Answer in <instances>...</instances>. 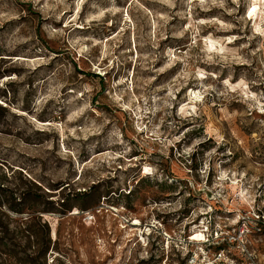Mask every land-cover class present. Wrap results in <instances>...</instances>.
<instances>
[{
    "label": "rangeland",
    "instance_id": "374dc122",
    "mask_svg": "<svg viewBox=\"0 0 264 264\" xmlns=\"http://www.w3.org/2000/svg\"><path fill=\"white\" fill-rule=\"evenodd\" d=\"M207 228L264 264V0H0V264H189Z\"/></svg>",
    "mask_w": 264,
    "mask_h": 264
},
{
    "label": "built area",
    "instance_id": "2783aa9c",
    "mask_svg": "<svg viewBox=\"0 0 264 264\" xmlns=\"http://www.w3.org/2000/svg\"><path fill=\"white\" fill-rule=\"evenodd\" d=\"M247 230V223L244 222L238 233H236L235 235H228V239L231 240L230 242H232L233 244L235 242L246 248V244L244 243V236L247 234ZM202 233L203 238L201 241H194V236H191L189 240L193 244L200 243L204 246H207L208 249L201 250L200 255H198L197 253L193 254L192 252L188 253L189 264H256L255 257L250 254L247 249L244 253L249 259L248 263L236 261L235 259L230 257L229 254H226L225 250L223 249H217L212 253L213 242L216 241L217 244H220L223 239L222 229L219 228L216 229L215 232H210V230L207 228L203 230ZM242 237L243 239L241 240ZM228 239L225 240L227 241Z\"/></svg>",
    "mask_w": 264,
    "mask_h": 264
},
{
    "label": "trees",
    "instance_id": "16d2710c",
    "mask_svg": "<svg viewBox=\"0 0 264 264\" xmlns=\"http://www.w3.org/2000/svg\"><path fill=\"white\" fill-rule=\"evenodd\" d=\"M26 197H27V195L26 194H24ZM25 232H28V233H30L31 231L29 230V229H27V230H25L24 231V233ZM26 237H29V234H28V236H26ZM47 243L49 244L50 243V241L49 240H47ZM49 246V245H48ZM48 248V247H47ZM6 253L10 258H12L13 256H14V254H15V252H16V248H15V246H13V247H9V246H7V245H1L0 244V254L1 253ZM26 263V261H21V264H25Z\"/></svg>",
    "mask_w": 264,
    "mask_h": 264
},
{
    "label": "bare ground",
    "instance_id": "6f19581e",
    "mask_svg": "<svg viewBox=\"0 0 264 264\" xmlns=\"http://www.w3.org/2000/svg\"><path fill=\"white\" fill-rule=\"evenodd\" d=\"M198 95H199V93H198ZM196 99V98H195ZM140 224V222H135L134 223V226H138ZM54 232H55V229H54ZM54 236H55V234H54ZM202 238H203V233H202V231H198L197 233H196V235L194 236V238H193V240L194 241H201L202 240Z\"/></svg>",
    "mask_w": 264,
    "mask_h": 264
}]
</instances>
